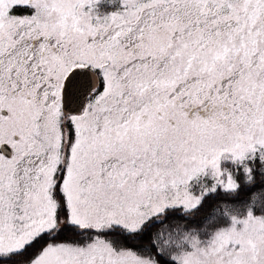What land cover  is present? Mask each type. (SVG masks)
Returning <instances> with one entry per match:
<instances>
[{
  "label": "snow or ice",
  "instance_id": "6c2138e0",
  "mask_svg": "<svg viewBox=\"0 0 264 264\" xmlns=\"http://www.w3.org/2000/svg\"><path fill=\"white\" fill-rule=\"evenodd\" d=\"M0 264H264V0H0Z\"/></svg>",
  "mask_w": 264,
  "mask_h": 264
}]
</instances>
